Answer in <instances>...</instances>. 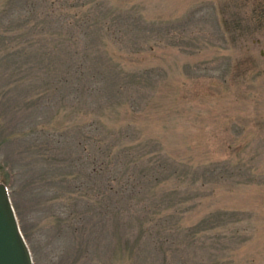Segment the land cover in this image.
<instances>
[{"label": "rangeland", "instance_id": "obj_1", "mask_svg": "<svg viewBox=\"0 0 264 264\" xmlns=\"http://www.w3.org/2000/svg\"><path fill=\"white\" fill-rule=\"evenodd\" d=\"M0 183L34 264H264V0H0Z\"/></svg>", "mask_w": 264, "mask_h": 264}, {"label": "water", "instance_id": "obj_2", "mask_svg": "<svg viewBox=\"0 0 264 264\" xmlns=\"http://www.w3.org/2000/svg\"><path fill=\"white\" fill-rule=\"evenodd\" d=\"M0 264H34L7 187L0 183Z\"/></svg>", "mask_w": 264, "mask_h": 264}, {"label": "trees", "instance_id": "obj_3", "mask_svg": "<svg viewBox=\"0 0 264 264\" xmlns=\"http://www.w3.org/2000/svg\"><path fill=\"white\" fill-rule=\"evenodd\" d=\"M7 180L4 181V183H6Z\"/></svg>", "mask_w": 264, "mask_h": 264}]
</instances>
